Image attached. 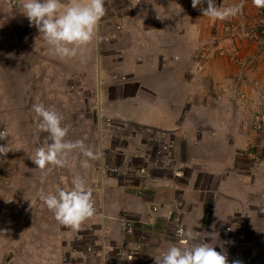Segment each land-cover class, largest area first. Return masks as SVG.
Instances as JSON below:
<instances>
[{
    "label": "crops",
    "instance_id": "obj_1",
    "mask_svg": "<svg viewBox=\"0 0 264 264\" xmlns=\"http://www.w3.org/2000/svg\"><path fill=\"white\" fill-rule=\"evenodd\" d=\"M22 3L0 0V144L10 150L0 157V264H155L179 243L167 236L175 220L207 243L221 239L229 264H264V59H249L244 31L208 39L223 31L192 0H105L98 38L61 59ZM37 102L102 160L84 168L87 158L72 153L45 176L31 159L47 136ZM104 163L125 172L101 177ZM76 176L96 201L79 230L37 196Z\"/></svg>",
    "mask_w": 264,
    "mask_h": 264
},
{
    "label": "clouds",
    "instance_id": "obj_2",
    "mask_svg": "<svg viewBox=\"0 0 264 264\" xmlns=\"http://www.w3.org/2000/svg\"><path fill=\"white\" fill-rule=\"evenodd\" d=\"M207 7H203L204 4ZM257 8H264V0H252ZM192 7L199 8L202 15L213 20L226 21L242 13L243 4L228 7L217 6L215 0H192ZM22 12L35 26L50 47L52 54L61 59H73L81 55L92 41L98 38L99 24L106 15L105 0H23ZM37 117V129L47 133L43 144L35 151L33 163L46 176L53 168H64L72 153H80L87 159L82 167H90L89 161H101L103 150L94 152L83 140L67 139L69 127L62 124L63 115L55 109L45 107L42 102L32 105ZM6 138L0 131V140ZM8 145L0 144V157L9 152ZM38 198L54 213L62 225L79 230L81 224L96 213L93 189L86 180L76 176L72 186L57 192L41 189ZM179 243L170 246L155 264H229L222 251L207 242L190 243L194 237L191 231H178ZM232 264H241L233 260Z\"/></svg>",
    "mask_w": 264,
    "mask_h": 264
},
{
    "label": "rangeland",
    "instance_id": "obj_3",
    "mask_svg": "<svg viewBox=\"0 0 264 264\" xmlns=\"http://www.w3.org/2000/svg\"><path fill=\"white\" fill-rule=\"evenodd\" d=\"M248 1L249 2L245 3L244 5L245 8H243L242 13L239 14L238 16L226 21H219V20L215 21L214 23L215 29H221V31L223 32H221L217 36L215 35L209 36L208 39L210 40L214 39L217 41L220 40L221 42L222 40L221 37L223 39H228V38L239 39L241 37L240 40L246 41V45L249 44L247 51L250 52V55H252V57L249 59H253V57H255L256 55H261L262 57L261 59L263 60L264 59V8H257L253 5L252 0H248ZM237 17L244 19H240V21H238ZM238 30L240 32L244 31V34H242L240 37L236 35ZM217 47H219L220 49V46ZM221 49L219 51L223 52V50ZM232 54H235L234 56L235 58H237V53H235V51ZM247 64H251V62H247ZM251 66H253V63ZM170 235H172L171 228L167 230V236L170 237ZM193 237H194L193 240H195L194 243H196L197 241H199V243L206 242L205 241L206 238H203L202 234L201 236H199V234H195ZM208 243L214 245L217 251H222V249L224 248L221 239L216 238L210 240ZM241 254H242L241 256L243 257L242 260H244L247 255H245L244 253ZM246 264H254V263L250 261Z\"/></svg>",
    "mask_w": 264,
    "mask_h": 264
},
{
    "label": "built area",
    "instance_id": "obj_4",
    "mask_svg": "<svg viewBox=\"0 0 264 264\" xmlns=\"http://www.w3.org/2000/svg\"><path fill=\"white\" fill-rule=\"evenodd\" d=\"M166 149H167V147L164 146L162 148H158L157 149L158 151L156 150V155L155 156L157 158L155 160L156 161L155 164L157 166H159V164L164 162L165 157L163 156V154H164V151H166ZM167 161H170V160H167ZM125 170L128 171V168H125ZM134 171H136L138 173L140 172L139 170H134ZM124 172H125L124 169H119L118 167H116L114 165H110L109 163H107V164L104 163L103 165H101L99 167V173H100L101 177L107 176V175L124 174ZM142 172H143V170H142ZM172 228H173V230H172L173 231V237L179 242V237L177 236V232L181 231V230L184 231L181 223L178 220H175L173 222ZM111 251L114 252L116 256H121L122 252H123L122 251V247H113V248H111ZM88 253H91V248L90 247H87L85 249V251H76V252H74L75 255L80 256V257H84V255L88 254ZM129 257H131V256H129Z\"/></svg>",
    "mask_w": 264,
    "mask_h": 264
}]
</instances>
